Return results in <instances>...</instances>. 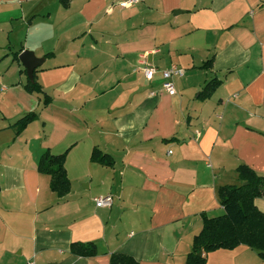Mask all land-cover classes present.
I'll return each instance as SVG.
<instances>
[{"label":"crops","instance_id":"crops-1","mask_svg":"<svg viewBox=\"0 0 264 264\" xmlns=\"http://www.w3.org/2000/svg\"><path fill=\"white\" fill-rule=\"evenodd\" d=\"M66 1L0 0V264H111L114 253L186 264L202 214H224L219 189L242 185L237 168L264 177V0ZM25 50L44 59V108L25 89ZM172 67L184 71L174 96L161 76ZM212 79L221 85L200 100ZM94 149L114 165L92 162ZM47 150L67 152L64 198L38 171ZM104 196L110 208L96 206ZM255 204L264 212V198ZM73 243L98 254L75 255ZM206 264L264 260L239 246Z\"/></svg>","mask_w":264,"mask_h":264},{"label":"trees","instance_id":"trees-1","mask_svg":"<svg viewBox=\"0 0 264 264\" xmlns=\"http://www.w3.org/2000/svg\"><path fill=\"white\" fill-rule=\"evenodd\" d=\"M61 2L64 7L68 6L66 0ZM212 64L213 58H210L201 68H211ZM22 72L26 74V70ZM221 83L220 80L212 79L200 91L198 98L206 100L212 97ZM25 89L31 94L42 95V108L51 103V98L44 93L36 80V71L33 81L27 79ZM39 113L34 111L22 117L13 126L16 129V136H20L31 123L37 121ZM66 156L67 152L55 155L47 150L38 164L39 173L50 176V188L59 198H64L71 190V182L65 168ZM91 161L107 167L114 165V160L98 149L93 150ZM237 172L242 183L247 185H228L219 189L220 205L224 209V214L216 218H208L202 214L203 229L194 237L186 264H206L209 253L234 250L239 246L257 251L259 257L264 260V212L255 204L257 198H264V177L259 176L246 165L239 166ZM71 253L82 257H94L98 251L92 243H73ZM200 253L202 255H199ZM111 264L138 263L128 255L114 253L111 255Z\"/></svg>","mask_w":264,"mask_h":264},{"label":"built area","instance_id":"built-area-1","mask_svg":"<svg viewBox=\"0 0 264 264\" xmlns=\"http://www.w3.org/2000/svg\"><path fill=\"white\" fill-rule=\"evenodd\" d=\"M141 1L142 0H127L125 2L120 3V6L124 7V8L130 7L132 5L140 3ZM158 72L159 71L153 67H146L144 69V75L148 81H153ZM183 75H184V71L182 69L177 68V67H172V68L167 69L165 71H161V76L163 78L162 87L168 95H170V96L176 95V89H175V86L173 83V78L175 76L181 77ZM95 203H96L97 207L110 208L112 206L113 200L109 196H104V197L96 198ZM27 264H35V263L29 261V262H27Z\"/></svg>","mask_w":264,"mask_h":264},{"label":"water","instance_id":"water-1","mask_svg":"<svg viewBox=\"0 0 264 264\" xmlns=\"http://www.w3.org/2000/svg\"><path fill=\"white\" fill-rule=\"evenodd\" d=\"M18 60L26 70V76L30 81H33L35 71L42 66L44 59L38 58L34 52L25 50L18 56ZM243 185H247V183H243ZM199 255H202L200 253Z\"/></svg>","mask_w":264,"mask_h":264},{"label":"rangeland","instance_id":"rangeland-1","mask_svg":"<svg viewBox=\"0 0 264 264\" xmlns=\"http://www.w3.org/2000/svg\"><path fill=\"white\" fill-rule=\"evenodd\" d=\"M242 185H243V183H242Z\"/></svg>","mask_w":264,"mask_h":264}]
</instances>
